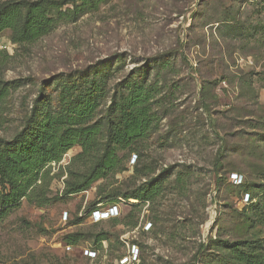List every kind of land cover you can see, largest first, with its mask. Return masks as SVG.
I'll return each mask as SVG.
<instances>
[{
    "label": "rangeland",
    "instance_id": "obj_1",
    "mask_svg": "<svg viewBox=\"0 0 264 264\" xmlns=\"http://www.w3.org/2000/svg\"><path fill=\"white\" fill-rule=\"evenodd\" d=\"M107 62L108 86L95 75ZM133 71L156 95L149 138L118 150V166L77 193L66 185L96 165L105 130L100 150L79 159L77 143L48 164L32 198L0 221V264H121L134 245L131 264H264V0H101L34 42L3 31L0 138L15 141L37 109L60 110L75 79L81 90L98 81L89 123L105 124L116 83ZM148 188V199L118 194ZM98 203L118 204V219L92 221ZM246 239L242 254L224 242ZM85 248L99 251L95 261Z\"/></svg>",
    "mask_w": 264,
    "mask_h": 264
},
{
    "label": "trees",
    "instance_id": "obj_2",
    "mask_svg": "<svg viewBox=\"0 0 264 264\" xmlns=\"http://www.w3.org/2000/svg\"><path fill=\"white\" fill-rule=\"evenodd\" d=\"M100 2L101 0H5L0 4V36L3 31L9 29L12 31L14 42H34L55 29L64 17L76 18L96 10ZM67 3L73 8L69 7L65 11L62 8ZM113 71L112 63L107 62L98 67L95 75L99 78L107 77L108 86ZM226 78L228 77L223 76L221 80L225 81ZM148 79L145 71H133L116 83L117 89L111 95L107 120L103 125L89 123L90 117L100 106L95 91L100 88L98 81L93 83L96 84L95 87L81 90L79 86L83 81L78 83L76 79L69 80L63 85L69 96L64 98L60 110L54 111L52 107H47L46 110L37 109L15 141L8 142L0 138V221L8 216L10 210L19 205L23 198H32L39 181L44 179L49 171L45 167L61 162L75 144L80 143L83 148L76 157L84 159L100 150L97 145L101 132L105 130L107 134V147L97 159L96 165L88 175L68 183L66 193L85 190L94 180L107 176L119 164L118 150L128 149L139 141L147 140L153 132L156 117L153 108L156 95L153 87L146 84ZM208 84L202 87V99L205 100L210 88ZM3 94L4 89H0V99ZM32 121L35 122L33 126ZM232 173L235 172L228 173L230 182ZM234 186L245 187L244 177L241 184ZM153 192L148 188L133 189L131 192L119 191L118 194L125 198L148 199ZM246 194L251 200L252 196L247 191H243L242 197ZM114 196L107 195L103 200ZM101 236L102 234L99 235ZM224 242L241 252L240 254L244 253L242 246L250 247L252 243L248 239ZM244 259L248 261V257Z\"/></svg>",
    "mask_w": 264,
    "mask_h": 264
},
{
    "label": "built area",
    "instance_id": "obj_3",
    "mask_svg": "<svg viewBox=\"0 0 264 264\" xmlns=\"http://www.w3.org/2000/svg\"><path fill=\"white\" fill-rule=\"evenodd\" d=\"M231 181L234 184H241L243 182V177L240 174L237 173H232L231 174ZM245 201L249 200V195L246 194ZM120 215V207L118 204L116 203H109L107 205H104V203H98V205L96 206V208L91 210V214H90V218L92 219V221L94 222H99L102 220H107L110 219L112 217H119ZM68 217V212L64 213V219H67ZM135 247L131 250H129L128 255H126L125 257H123L121 259V264H131L134 263L137 259H138V249L136 247V245H134ZM70 247H68L69 249ZM135 249V251H134ZM98 253L99 251L96 248H85L84 249V254L86 255V257L92 261H95L98 257ZM93 264H98V263H93Z\"/></svg>",
    "mask_w": 264,
    "mask_h": 264
}]
</instances>
